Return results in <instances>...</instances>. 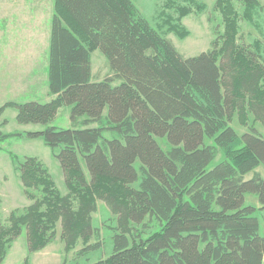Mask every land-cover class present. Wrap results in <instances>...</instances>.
Segmentation results:
<instances>
[{
  "label": "trees",
  "instance_id": "trees-1",
  "mask_svg": "<svg viewBox=\"0 0 264 264\" xmlns=\"http://www.w3.org/2000/svg\"><path fill=\"white\" fill-rule=\"evenodd\" d=\"M240 2L250 21L263 8L259 0ZM215 8L223 32L210 49L185 57L134 0H54L47 66L53 97L5 102L0 115L13 107L18 124L48 125L70 105V120L84 119L82 127L14 133L58 149L67 193L58 192L38 158L13 156L32 202L0 224V262L22 228L34 252L52 240L57 223L65 249L78 241V255L96 249L91 215L100 200L116 226L111 253L90 264H264L257 209L245 203L254 194L264 211V177L244 178L264 166V135L254 127L237 134L231 126L234 114L246 125L250 113L264 127V49L238 42V13L228 0ZM94 49L112 73L100 81L91 79ZM9 135L0 132V139ZM218 149L224 158L208 168ZM145 220L158 229L135 236L132 224Z\"/></svg>",
  "mask_w": 264,
  "mask_h": 264
},
{
  "label": "rangeland",
  "instance_id": "rangeland-1",
  "mask_svg": "<svg viewBox=\"0 0 264 264\" xmlns=\"http://www.w3.org/2000/svg\"><path fill=\"white\" fill-rule=\"evenodd\" d=\"M217 0H134L140 13L155 28L160 29L168 39L172 41L177 51L185 56H193L211 48V43L217 33L223 32L222 15L215 8ZM233 9L238 13V42L245 46H251L253 42H259L264 49V0H259L261 6L254 21L243 17V6L240 0H228ZM16 6L15 17L23 16L25 21L24 29L17 33L22 36L16 43L20 44L13 50L0 49V106L5 102L24 103L35 101L43 103L50 96L47 79L48 48L53 15L54 0H10ZM28 6L21 8L20 6ZM23 32V33H22ZM22 34V35H21ZM90 62L93 70L92 81L103 80L111 75L109 64L99 49L90 53ZM116 80L112 85L119 84ZM70 105L61 106L53 120L48 125L26 124L16 122V110L13 107H6L0 115V132L11 134L0 139V224H8L10 212H21L31 204L23 193V188L15 170L16 156L22 161L25 156L38 158L47 168L55 186L60 194H66L62 169L55 158L58 149H52L45 145L41 137L29 138L25 135L17 136L14 133H25L27 131H41L47 126H54L62 129H71L73 126L82 127L84 117L76 122L70 120ZM107 109L103 111L106 116ZM5 121V123H3ZM96 126V124H90ZM231 126L242 134L254 127L260 134L264 135V127L253 121L252 115L248 113L246 125H243L236 114L233 115ZM115 133L105 131L104 137L110 138ZM212 143L209 138H204ZM160 146L167 150L165 138L157 137ZM223 153L218 149L214 159L209 163L211 168L221 159ZM137 163V162H136ZM259 173L264 177V166L259 165L254 171L245 174L244 178L249 179L253 173ZM245 203L254 206L259 223V235L264 236V211L260 207L254 194L245 195ZM92 226L97 230L89 243L98 242V247L85 254L78 255L83 247L78 241L70 249L60 238V223L56 225V232L52 240L42 249L29 252L27 249L25 228H22L20 235L14 239L6 250L5 256L0 264H90L98 259H103L111 253V238L116 226V217L107 205L97 200L96 211L91 215ZM144 224V225H142ZM142 224H132L133 234H140L146 237L149 233L158 229L154 220H145ZM137 232V234H136Z\"/></svg>",
  "mask_w": 264,
  "mask_h": 264
},
{
  "label": "crops",
  "instance_id": "crops-1",
  "mask_svg": "<svg viewBox=\"0 0 264 264\" xmlns=\"http://www.w3.org/2000/svg\"><path fill=\"white\" fill-rule=\"evenodd\" d=\"M8 1L10 0H0V49L7 48L9 50H13L16 47L20 46V44L16 43L18 38L20 41L23 39L22 36H17L16 34L21 33L20 30H22L23 32L26 31L24 29L26 18L24 19L23 16H19V18L17 19L14 15L16 6H13L10 3H6ZM20 7L28 8V6H24V4ZM91 77H93L92 66ZM52 97L53 96L51 94L49 97L47 95L46 101H49Z\"/></svg>",
  "mask_w": 264,
  "mask_h": 264
}]
</instances>
